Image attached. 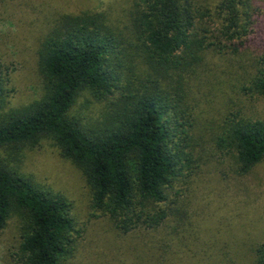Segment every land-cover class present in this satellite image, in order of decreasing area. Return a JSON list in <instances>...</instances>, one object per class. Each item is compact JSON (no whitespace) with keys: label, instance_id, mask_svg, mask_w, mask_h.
Returning <instances> with one entry per match:
<instances>
[{"label":"trees","instance_id":"obj_1","mask_svg":"<svg viewBox=\"0 0 264 264\" xmlns=\"http://www.w3.org/2000/svg\"><path fill=\"white\" fill-rule=\"evenodd\" d=\"M250 11L251 0H219L216 31L223 42L243 41ZM204 17L194 0H137L127 34L98 12L49 20L36 52L44 93L0 116V147L52 139L83 174L91 207L121 233L157 231L169 217L179 225L171 195L192 163L185 151L191 124L183 74L200 65L210 45L197 24ZM248 89L264 97V56ZM83 91L110 101L103 123L85 124L71 114ZM3 93L0 66V108ZM223 135L219 142L234 150L240 174L264 158V121L234 115ZM14 214L21 220L18 264H65L73 255L76 230L67 202L0 164V232ZM254 255V264H264V243Z\"/></svg>","mask_w":264,"mask_h":264},{"label":"rangeland","instance_id":"obj_2","mask_svg":"<svg viewBox=\"0 0 264 264\" xmlns=\"http://www.w3.org/2000/svg\"><path fill=\"white\" fill-rule=\"evenodd\" d=\"M137 0H0V66L4 90L0 116L39 100L43 76L37 47L49 20L61 14L98 12L117 32L132 29ZM205 14L197 24L206 32L205 57L183 74L184 110L191 174L176 184L169 217L157 231H118L107 215L91 207V189L81 171L63 158L55 142L43 137L35 146L0 147V164L69 206L76 244L65 264H254L264 243V158L240 174L235 152L219 138L234 115L264 121V97L250 92L256 61L264 56V0H251V24L232 46L217 34L219 0H194ZM200 22V23H199ZM238 47V48H237ZM110 101L80 93L71 114L85 124L105 121ZM12 147V148H11ZM21 220L12 215L0 232V264H18ZM175 228V229H174Z\"/></svg>","mask_w":264,"mask_h":264}]
</instances>
